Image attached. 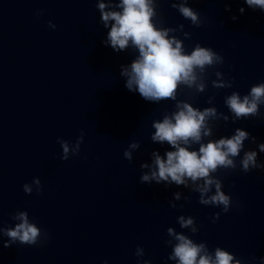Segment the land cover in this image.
Masks as SVG:
<instances>
[{
    "label": "water",
    "instance_id": "obj_1",
    "mask_svg": "<svg viewBox=\"0 0 264 264\" xmlns=\"http://www.w3.org/2000/svg\"><path fill=\"white\" fill-rule=\"evenodd\" d=\"M173 2L179 0H156L154 23L159 27L161 17L163 27L176 28L186 52L200 44L224 58L223 65L208 69L204 92L180 85L177 99L201 110L217 109L207 121L211 136L205 142L230 138L237 128L255 137L254 143L244 141L234 171L215 174L232 199L230 211L201 205L191 184L140 182L149 173L140 165L152 164V152L164 157L174 150L166 142L153 143L151 135L154 121L176 111L175 102H148L125 87L122 66L130 68L139 53L131 42L120 53L102 43L110 26L101 23L98 0H0V228L14 227L19 221L12 217L26 211L49 235L36 246L4 248L8 238L0 233V264H177L167 259L172 248L165 241L175 243L168 228L206 243L210 252L220 247L242 264L264 258V169L245 173L240 167L248 150L264 164L258 148L264 143V104L259 116L236 120L224 103L233 91L243 97L264 82V12L243 0H189L187 6L202 21L195 27L171 7ZM217 70L231 88L212 87ZM81 133L80 152L73 156ZM57 138L70 142L67 161ZM133 142L140 147L130 162L123 154ZM36 178L42 195L35 185L26 194L23 185ZM173 193L180 198L174 200ZM216 213L220 218L213 222ZM179 216L193 217L199 232L181 229ZM137 247L143 248V258L135 255Z\"/></svg>",
    "mask_w": 264,
    "mask_h": 264
},
{
    "label": "clouds",
    "instance_id": "obj_2",
    "mask_svg": "<svg viewBox=\"0 0 264 264\" xmlns=\"http://www.w3.org/2000/svg\"><path fill=\"white\" fill-rule=\"evenodd\" d=\"M253 10L259 8L264 12V0H243ZM189 0L173 2L171 7L177 10L183 18L190 20L192 25L200 27L202 21L199 14L187 6ZM101 23L104 28H109L107 39L102 43L110 46L116 53H120L129 47V43L138 50V57L131 63L130 68L123 67L121 76L127 78L125 87L129 91L138 92L148 102L160 103L164 100L175 102L176 111L171 114L165 113L162 120L154 121L152 127L154 134L151 135L153 143L164 144L171 149L166 151L164 157L158 152H152L153 162L151 165L142 163L141 169H149L140 177L141 183L157 184L163 182L166 186L175 184L189 188L199 194V203L204 206L218 207L223 213H228L232 207V199L222 191V181L216 177L219 169L235 170L237 165L235 158L240 156L244 150V141L255 137L239 128L230 138L208 140L211 136V129L207 121L217 116L215 107L204 108L203 110L193 107L190 103L177 99L180 85L191 89L195 87L197 92H204L205 80L208 79V69H216L223 65L224 58L211 48L202 47L196 44L190 53L186 52L184 43L174 33L176 28L163 27V20L160 17V26L154 23L158 16L156 11V0H98ZM226 11H231L226 7ZM245 9L241 7L239 12L244 14ZM42 11L38 15H42ZM232 16V20H236ZM111 22V23H110ZM50 28L55 25L49 22ZM183 32L184 26L179 25ZM173 34V35H170ZM185 39H190L191 34L183 32ZM215 80L211 81L212 87L219 89L231 88L232 82L226 80L220 71H215ZM209 104L212 100L207 101ZM225 105L234 115L236 120L241 118L257 117L260 115L259 106L264 104V82L253 85L247 95L241 97L240 93L233 91L224 100ZM223 115V114H221ZM227 121L228 117H223ZM235 122V120L233 121ZM84 134L72 145V154L77 156L80 152V145L83 143ZM57 143L62 148L61 159H69L70 142L57 138ZM193 145H198V150H190ZM140 147L139 143L133 142L124 152V157L132 161V151ZM259 152L264 153V143L258 145ZM257 152L248 150L243 152L240 160V167L243 172L248 173L254 169H264V164L257 163ZM202 181V183H201ZM35 185L36 194L42 195V185L38 178L31 184H24L23 191L31 195ZM214 189V192H213ZM174 200L180 198L179 193H173ZM188 197H185L187 200ZM172 208L176 207L170 201ZM220 218V213L213 216V222ZM12 219L19 221L14 227L0 228V233L6 236L7 242L4 248L14 244L36 246L47 242L49 235L42 232L34 223L29 221V214L26 211H18ZM181 229H191L193 235L199 232L195 219L191 216H179L177 219ZM167 236L173 237L166 240V246L172 248L168 260L176 261L177 264H242V260L236 258L228 251L216 247L210 252L206 243L194 242L188 235L177 233L173 228L167 229ZM135 255L143 258L144 250L137 247ZM107 264V262H105ZM144 264H151L145 260ZM260 264H264V258Z\"/></svg>",
    "mask_w": 264,
    "mask_h": 264
}]
</instances>
